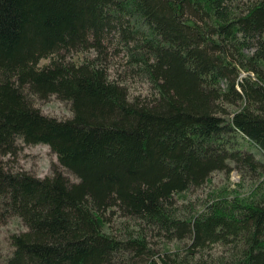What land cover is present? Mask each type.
<instances>
[{"label":"trees","instance_id":"1","mask_svg":"<svg viewBox=\"0 0 264 264\" xmlns=\"http://www.w3.org/2000/svg\"><path fill=\"white\" fill-rule=\"evenodd\" d=\"M53 93L71 116L30 99ZM236 136L264 154V0H0V214L24 224L7 263L264 264V161ZM19 140L77 179L6 166ZM232 162L250 199L176 197Z\"/></svg>","mask_w":264,"mask_h":264},{"label":"rangeland","instance_id":"2","mask_svg":"<svg viewBox=\"0 0 264 264\" xmlns=\"http://www.w3.org/2000/svg\"><path fill=\"white\" fill-rule=\"evenodd\" d=\"M246 0H234V3H241ZM248 53L249 50H246ZM94 50L91 48L86 51H78L74 53H69L66 58H70L73 60L79 59L81 60L84 56L93 55ZM124 52L121 51L118 54L114 55V58L118 61L117 67H121V62L123 59ZM48 58H40L39 62L46 63L48 62ZM123 66V65H122ZM241 74H247V71L244 69H240ZM240 74V75H241ZM255 73H252L254 76ZM141 76H136L135 78H131L130 82L134 87V91L140 88L147 89V86L143 85L141 82ZM223 86H226L224 80L221 81ZM30 99L33 103L39 106L43 112L51 115H56L58 117L71 116L70 104L66 100H60L55 96V93L50 95L48 98L42 99L38 98L37 95H30ZM235 109L237 106H230ZM238 141V146L247 147L250 149L256 157H259L262 161H264V154L259 146L249 144V142L243 138L242 136H236ZM18 146L16 148V152L14 154H8L6 156L5 164L11 168L25 170L31 172L34 175L42 176L48 175L58 170V172L64 174L66 177L71 178V180H76L75 176L70 173L64 166H62L58 161V155L56 152H53L48 144L41 143H31V142H23L21 140L17 141ZM234 164L233 162L231 163ZM259 180H255V178H249L248 174L244 175L242 171H239L235 166H232L231 169L226 172L222 169L213 171L211 176L204 181L202 185L199 187H195L192 190H183V192L176 195V197L181 201V203H185L186 205L192 204L194 208H198L199 210L202 208L205 201L208 199V196H216L218 193H226L235 190L236 193L239 194V197L246 199L253 194V190L258 188ZM1 211V208H0ZM123 217L114 216L111 219V225L105 224L104 228L108 229H117L119 228L120 219ZM22 219L20 217H16L14 215H8L7 213L0 214V264H9L7 263L8 255H10L12 251V244L10 243V236L12 233L18 231L20 228H24V224L22 223ZM166 248H176L179 245L177 240L172 239V241L163 243Z\"/></svg>","mask_w":264,"mask_h":264}]
</instances>
